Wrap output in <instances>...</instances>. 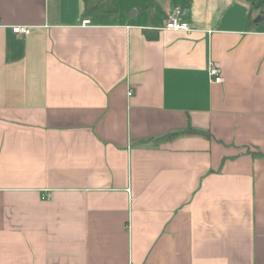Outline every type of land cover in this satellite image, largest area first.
Masks as SVG:
<instances>
[{"label":"crops","instance_id":"0c3cea01","mask_svg":"<svg viewBox=\"0 0 264 264\" xmlns=\"http://www.w3.org/2000/svg\"><path fill=\"white\" fill-rule=\"evenodd\" d=\"M262 8L0 0V264H264Z\"/></svg>","mask_w":264,"mask_h":264},{"label":"built area","instance_id":"2783aa9c","mask_svg":"<svg viewBox=\"0 0 264 264\" xmlns=\"http://www.w3.org/2000/svg\"><path fill=\"white\" fill-rule=\"evenodd\" d=\"M83 23L89 24L90 19L83 20ZM165 28L171 30H183L187 32L193 29V27L183 19V8L178 5L168 11ZM13 30L17 33H29L30 27L26 25H14ZM209 75L212 82H222L224 80L220 66L214 61H210ZM131 93L132 91L130 90L129 94Z\"/></svg>","mask_w":264,"mask_h":264},{"label":"trees","instance_id":"16d2710c","mask_svg":"<svg viewBox=\"0 0 264 264\" xmlns=\"http://www.w3.org/2000/svg\"><path fill=\"white\" fill-rule=\"evenodd\" d=\"M120 0H85L86 3V11L88 13H113V12H118L119 11V3ZM188 3L191 2V0H187ZM255 4L256 6H261L264 4V0H250ZM145 33L147 37L149 38H154L157 37V34H153L152 32H149L147 29L145 30ZM183 133H197V134H204L206 136L211 137V133L209 130H203V129H198L194 127H188L183 130H178V131H173L170 133H167L163 135L160 138H171Z\"/></svg>","mask_w":264,"mask_h":264},{"label":"water","instance_id":"95a60500","mask_svg":"<svg viewBox=\"0 0 264 264\" xmlns=\"http://www.w3.org/2000/svg\"><path fill=\"white\" fill-rule=\"evenodd\" d=\"M188 13H189V8H185L184 9V15H188ZM129 14H131V13H129ZM258 20H264V8H262L260 10V12L258 13L257 17L255 18V21H258Z\"/></svg>","mask_w":264,"mask_h":264},{"label":"rangeland","instance_id":"374dc122","mask_svg":"<svg viewBox=\"0 0 264 264\" xmlns=\"http://www.w3.org/2000/svg\"><path fill=\"white\" fill-rule=\"evenodd\" d=\"M120 1L122 2V1H124V0H120ZM120 1H119V3H120ZM131 1H132V0H131Z\"/></svg>","mask_w":264,"mask_h":264}]
</instances>
